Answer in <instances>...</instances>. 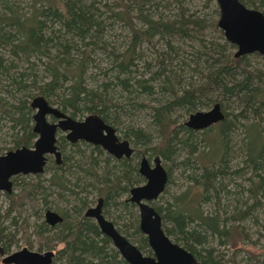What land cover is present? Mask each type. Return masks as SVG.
Listing matches in <instances>:
<instances>
[{
    "label": "trees",
    "instance_id": "obj_1",
    "mask_svg": "<svg viewBox=\"0 0 264 264\" xmlns=\"http://www.w3.org/2000/svg\"><path fill=\"white\" fill-rule=\"evenodd\" d=\"M169 1L181 5L179 14L172 18L155 15ZM240 1L264 13V0ZM118 2L116 10L103 5L110 12L105 17L98 0H33L28 13L15 1L2 0L0 131L6 129L12 138L7 150L33 146L37 134L30 103L36 95L45 96L74 118L99 114L136 147L131 158H113L112 162L99 146L88 151L83 144L72 145L74 150L66 151L63 165L55 166L44 183L39 175L34 182L15 177L19 191L7 195L10 203L4 216L0 214V241L7 246L13 242L11 227L19 224L26 205L38 214L53 203L65 215L64 223L56 227L57 238L64 242L59 252L62 264H128L93 220L82 215L88 194L99 191L105 196L104 207L113 213V222L116 226L121 222L126 230L117 227L119 231L133 239L144 254L152 255L139 227L137 206L127 197L132 187L144 181L136 157L152 151L162 161L182 166L190 183L166 203L155 206L165 232L201 264H220L215 240L223 245L235 240V233L248 237L240 222L254 217L258 220L255 213L264 205V72L251 65L249 55L236 57L234 45L207 41L208 27L219 31L218 18L208 22L189 14L182 5L185 0ZM215 13L219 17L217 3ZM113 18L124 20L131 32L121 49L109 39ZM175 38L196 42V65L191 68L201 75L199 82L192 81L194 75L187 82L184 72L171 67L178 58L183 59L180 67L190 65L183 54L179 55L182 48L175 45ZM159 42L163 47L155 49L157 69H153L152 61L144 59L142 43L156 47ZM99 52L106 58V65L100 68L103 78L91 85L89 68L100 67L95 62ZM141 64L147 66L146 72H139ZM119 92L126 94L130 103L118 101ZM215 103L221 104L225 118L204 130L190 128L175 116L178 109L191 114ZM127 104L150 109L159 137L155 145L153 134L145 128L129 123L124 127L121 114L127 111ZM121 125L123 128H118ZM237 126L244 130L239 152L233 147L232 135ZM57 139L60 145L66 141L64 136ZM202 142L205 146L201 148ZM167 170L170 184L171 169ZM48 190L56 194L55 201L46 198L37 210L35 195L43 191L47 195ZM62 201L70 204L62 206ZM208 204L211 210L206 208ZM3 220H10L11 225H4ZM42 225L37 227L45 233L47 227ZM135 235L139 237L134 239Z\"/></svg>",
    "mask_w": 264,
    "mask_h": 264
},
{
    "label": "water",
    "instance_id": "obj_2",
    "mask_svg": "<svg viewBox=\"0 0 264 264\" xmlns=\"http://www.w3.org/2000/svg\"><path fill=\"white\" fill-rule=\"evenodd\" d=\"M220 16L218 27L227 41L236 47L235 56L258 53L264 56V13L256 8L247 7L240 0H215ZM33 114V130L37 138L32 147L22 146L0 154V190H13L12 177L18 174H42L48 156L54 154L61 163V153L57 146V133L66 132V138L76 143L80 140L101 146L117 158H130L135 148L128 139H122L116 128L106 122L99 114L92 113L83 119H77L43 95H36L30 103ZM49 117L56 119L50 121ZM225 118L220 103H215L208 110H198L189 115L185 125L195 130H204ZM139 173L145 183L130 189L129 201L139 210V227L147 237L152 255L143 251L124 234L117 226L101 214L102 200L97 207L89 209L87 214L97 218L101 231L107 235L113 246L128 264H201L195 255L182 245L173 241L163 228V219L151 204L164 192L169 181L168 170L162 158L155 156L153 163L143 155L139 164ZM47 222L55 224L63 218L56 212L47 210ZM0 246V254L4 255ZM52 252L41 254L23 248L6 255L5 264H52Z\"/></svg>",
    "mask_w": 264,
    "mask_h": 264
},
{
    "label": "rangeland",
    "instance_id": "obj_3",
    "mask_svg": "<svg viewBox=\"0 0 264 264\" xmlns=\"http://www.w3.org/2000/svg\"><path fill=\"white\" fill-rule=\"evenodd\" d=\"M16 3H18V5L21 7V10L25 13L30 12L31 9V4L33 2V0H13ZM89 0H87L88 2ZM99 4L102 7V10L105 12L104 16L107 17L110 15V12H108V10H106V8L103 6L105 3H107L108 5L112 6L113 9H117L116 8V4L118 5V0H98ZM118 2V3H117ZM216 2V1H215ZM216 4V3H215ZM215 4L214 3H208V0H185L184 4H182L186 11L189 14H197L198 16H200L201 18H205L208 19V22L214 19H219V17L216 15L215 13ZM158 10V11H157ZM156 10L157 14L155 13V15L158 16V14H161L165 17H169L172 18L175 16V14H179V11H181V5L176 4L173 1H169L168 6H160L158 9ZM3 11V7H2V0H0V13ZM133 13V12H132ZM220 16V15H219ZM217 19V20H218ZM136 23H138L136 21ZM218 30H215L213 28H209L206 30V35L207 37V41L208 39H214L216 41H220L221 43L224 42H228L229 44H231L229 41L226 40L224 33L222 32V30L218 27ZM108 35H109V39L112 42L113 46L116 49H121L123 46H125V44L128 42V38L131 35V32L129 30V27L127 26V24L125 23L124 20H117L115 18H113V29L108 31ZM178 38L174 39V43L176 46L182 48V50H180V56L183 54V57L185 58V61L187 63H189V66L184 67H180L181 65V61L183 60L182 58L181 61L179 60V58L175 61L172 62L171 67L175 70H177V72H184L186 75V79L188 80L187 82H189L190 77L192 75H194V78L192 81L199 82L201 79V75L198 73H196L191 66H195V52H196V42L195 41H185V42H181L179 40H177ZM198 43V42H197ZM232 45V44H231ZM163 47V43L159 42L156 47H151L150 45L146 44V43H142V51L144 54V59H146L147 61H152L153 65L155 68L153 69H157L156 67V63H157V58H156V53H155V49H160ZM236 47L235 49L233 48V53L236 52ZM186 54V56L184 55ZM249 55V61L251 62V65L253 67H256L257 69H259L262 73L264 72V56L258 53H252V54H247ZM95 62L100 63V67L95 68L94 65L90 66V72L88 73L89 77L87 78L88 83L93 85L97 81H99L100 79L103 78L102 73H101V67H104L106 65V58L104 57V55L99 52L97 54V58L95 60ZM143 63V61H142ZM24 65L22 64V67ZM203 69V68H202ZM201 69V70H202ZM147 71V66H144L143 64L140 65L139 67V72H146ZM44 72L43 70L41 72H39V75H42ZM123 97H121V96ZM125 95L126 94H121L119 92V94L116 96L118 101H122V103H130L129 100L125 99ZM148 101H150L149 99H147ZM146 100V102H147ZM120 101V102H121ZM129 105L126 109L127 111L122 113L121 115V120L125 122V125L132 124L134 126L137 127H143L145 128L147 131H150L153 135H152V139H153V144L155 145L156 142H158L159 137L158 134L155 130V127L152 126V118H151V112L149 108L146 109H140V108H135L130 106L131 104H127ZM212 106L210 107H206V108H202L200 110H208L210 109ZM87 115L85 116H81L78 117V119H82L85 118ZM190 114H186L184 109H178L175 112V116H177V119L181 122H186L189 118ZM49 120L52 121L53 119L51 117H49ZM123 128V126H118V128ZM244 130L242 127L237 126V128H235V130L232 132L233 135V147H235V151H238L239 146L241 145L242 142V138L244 137ZM118 135L120 137L122 136V132L119 130L117 131ZM198 133L200 134V132L198 131ZM61 136H64V132L60 131L58 133V138H61ZM11 137L8 136V132L6 129L0 131V148H1V154L7 151L8 146L11 145ZM134 145V144H133ZM201 148L205 146V143L202 142L201 143ZM5 147V149L3 148ZM133 147H136L135 145ZM142 147V146H141ZM239 152V151H238ZM147 155V157L153 161L154 159V155L152 154V151H148L147 153H145ZM183 155V152L181 153ZM185 156V155H184ZM141 159V153L138 157H136V161L138 162ZM241 157L237 158V160L235 161L237 164L240 162L241 163ZM163 164L165 165V167L170 170V174H171V178H170V184L167 187V191L166 193L162 194L157 200H155L154 202H152L153 206H159L161 204L166 203L169 199H171L172 195H177L179 193H181L190 183L189 181L186 179L185 175H184V171H183V167L179 166L175 163L172 162H165L163 161ZM242 165V164H241ZM49 166L50 163L47 166V169L44 173H42L41 175L38 176V178L42 181V183H44L43 181L45 179H47L49 177ZM37 176H32V175H28L27 177H22V180H27V181H37L38 178H36ZM243 179V178H242ZM238 181H242L240 178H238ZM143 182H141L140 184H143ZM15 191H19V189H17V187H15ZM51 190L47 191V195L49 193V197L45 194V192H41V193H37L36 196V203H39V206L37 207V210L39 209L40 206L43 205V203L45 202L44 199H53L55 198L56 194L54 195H50ZM129 196V194L127 195V197ZM223 202L225 203L226 200H223ZM62 206L64 205V202H59ZM57 206V204H55ZM8 206V201L5 197V195L3 194V192H0V214L4 216L5 212H6V207ZM207 209H212V205L210 207V205H206ZM137 212L139 214V210L138 207L136 208ZM35 209L31 208L30 206L26 205L24 207V211L21 214V217L19 218V227H17V237L19 238V243L12 249V250H16L21 248L22 246H26L27 244L25 243V238H23V230L20 228V225H27L29 231L28 233L30 234L29 236V241L31 243H33L34 245H38L37 244V239L35 234V231L37 229H39L37 227V225H40L41 221L44 220V213L42 212V217H37L36 214L34 213ZM120 211V210H119ZM119 213V212H118ZM256 218H258V220L254 218L248 219V220H244L242 222H240V225H242V229L244 230V232L246 233V235L248 237H244L242 235H240L239 233H235V240H233L232 242H228L226 244L220 245L218 244V242L215 240L214 242V247H216V251L215 254L217 255V260H220V264H261V262L264 263V205H262L259 209H257L256 211ZM4 221V225H11L10 220H3ZM124 223L127 222L126 217L124 218V220H122ZM121 222L118 223L117 227L120 228L123 231H126L124 228H121ZM239 225V224H238ZM20 228V230H19ZM11 229L15 230L14 227H11ZM128 235H130L128 233ZM131 236V235H130ZM138 235H135L133 238L136 239L138 238ZM133 241V239H131ZM236 240H238V242H236ZM135 242V241H134ZM213 244V243H212ZM37 246H34V248H36ZM221 257H218L220 256ZM0 264H3L2 262V257L0 256ZM54 264H62L60 261H56L54 262Z\"/></svg>",
    "mask_w": 264,
    "mask_h": 264
},
{
    "label": "flooded vegetation",
    "instance_id": "obj_4",
    "mask_svg": "<svg viewBox=\"0 0 264 264\" xmlns=\"http://www.w3.org/2000/svg\"><path fill=\"white\" fill-rule=\"evenodd\" d=\"M52 118V117H51ZM53 120L52 121H56V119H54V118H52ZM78 119V118H77ZM83 119V118H82ZM60 132V131H59ZM58 132V133H59ZM58 133H57V138H58ZM64 139L66 140L65 142H63L61 145L57 142V146H58V150L60 151V153H61V159H62V161H61V163H58L57 161H56V156L54 155V154H52V155H49L48 156V161H47V164H46V166H45V171H46V169H47V166H48V164L50 163V166H49V169H48V171H49V177H51V175H52V173H53V170L55 169L54 167L55 166H61V165H63V162H64V156L66 157V155H67V153H66V151L67 150H74V147L72 146V145H77V144H83V145H85V146H87V148H88V151H91L92 149H94V147L95 146H99V145H94V144H92V143H89V142H86V141H83V140H80V141H78V142H76V143H72V142H70L67 138H66V132H64ZM20 147H22V146H20ZM20 147H17V148H20ZM28 147H32V146H28ZM103 151H104V153H103V155L104 154H106V155H109L110 156V158H109V160L110 161H112L113 162V158L114 159H122V158H124V157H122V158H117V157H115V156H113L112 154H110V153H108L106 150H104L101 146H99ZM17 148H14V149H10V150H15V149H17ZM71 148V149H70ZM135 148V147H134ZM91 149V150H90ZM10 150H7L6 152H4V153H2V154H5V153H7L8 151H10ZM134 153H135V151H134ZM133 153V154H134ZM143 155H146L145 153H143L142 155H141V159H142V157H143ZM133 156V155H132ZM131 156V157H132ZM147 156V155H146ZM130 157V158H131ZM126 158V157H125ZM148 158V157H147ZM141 159L139 160V164H140V161H141ZM149 159V158H148ZM149 161L151 162V163H153V161H151L150 159H149ZM164 165V164H163ZM165 166V165H164ZM166 168V167H165ZM167 169V168H166ZM44 171V172H45ZM138 171H139V168H138ZM140 174V173H139ZM28 175H32V176H38V175H41V174H26V175H24V174H18V175H16V176H13L11 179H12V182H13V190L11 191V192H7V191H5V190H0V192H3V194L5 195V197H6V199H7V201H8V206L6 207V210L8 209V207H9V203H10V200H9V197L7 196V195H9V194H12L13 192L14 193H16V191H15V187H16V183H15V177H19V178H24V177H27ZM141 175V174H140ZM142 176V175H141ZM48 177V178H49ZM143 177V176H142ZM144 178V177H143ZM25 180V179H24ZM144 183H145V178H144ZM143 183V184H144ZM169 184V183H168ZM139 185H141V184H139ZM168 186V185H167ZM19 189V188H18ZM165 191V190H164ZM18 192V191H17ZM163 194V193H162ZM161 194V195H162ZM50 195H54L53 193L52 194H50ZM160 195V196H161ZM129 196H130V191H129ZM129 196H128V201H129ZM159 196V197H160ZM49 197V196H48ZM100 200H102V206H101V214L102 215H104V217L107 219V220H109V221H111L112 223H114L113 222V213H111V212H108V210H107V208H105L104 207V205H105V196H102V195H100L99 194V191L98 192H91V193H89L88 194V205L83 209V211H82V215L83 216H85V217H87V218H89V219H91V220H93V222L98 226V228L100 229V227H99V223H98V220H97V218L96 217H94V216H91V215H88L87 214V212H88V210L89 209H93V208H95V207H97L98 206V204L100 203ZM157 200V199H156ZM54 202L55 200L54 199H49V202ZM62 202H64V201H62ZM131 202V201H130ZM152 202H154V201H152ZM152 202H151V204H152ZM70 203H65L64 202V205L63 206H68ZM71 206V205H70ZM155 207V206H154ZM47 210H51V211H53V212H56V213H58L62 218H63V220L62 221H59V222H57V223H55V224H52V223H49V222H47V219H46V212H47ZM42 212L44 213V220H42L41 221V223H40V225H42V223H45V227L42 225V227H43V229L44 228H46L47 227V229H46V231H45V233H40V228L39 229H37L36 231H35V236H36V239H37V244L38 245H34L33 243H31L30 241H29V236H30V234L28 233V231H29V229H28V227H27V225H20V228L23 230V238H25V243L27 244L26 246H22L21 248H19V249H16V250H12L18 243H19V238L17 237V235H16V233H17V227H19V225H16L14 228H15V230H14V240H13V242L10 244V246H7V242H1L0 241V246H2L3 247V249H4V255H1L0 254V256L2 257V262H3V259H4V257L6 256V255H10V254H13V253H15V252H17V251H19V250H21V249H23V248H28L29 250H31V251H33V252H39V253H41V254H44V253H46V252H52L53 253V256H52V264L54 263V262H56V261H60V251L64 248V242H62V241H59V239L57 238V236H56V234H57V230H56V227L57 226H59V225H61L62 223H64V221H65V215H64V211L63 210H60L59 208H58V206H55V204H53V203H49V205L44 209V210H42L41 211V213L40 212H38V214H36V216L37 217H42ZM115 224V223H114ZM116 225V224H115ZM24 227H26L27 229H26V231L23 229ZM20 228H19V230H20ZM6 230H8V228H6ZM100 231H101V229H100ZM102 232V231H101ZM103 233V232H102ZM104 234V233H103ZM105 235V234H104ZM107 236V235H106ZM108 237V236H107ZM109 238V237H108ZM110 239V238H109ZM110 241H111V239H110ZM111 243H112V241H111ZM112 245H113V243H112ZM34 246H37L36 248H34ZM151 249V248H150ZM152 253H153V251H152ZM3 264H5L4 262H3Z\"/></svg>",
    "mask_w": 264,
    "mask_h": 264
},
{
    "label": "bare ground",
    "instance_id": "obj_5",
    "mask_svg": "<svg viewBox=\"0 0 264 264\" xmlns=\"http://www.w3.org/2000/svg\"><path fill=\"white\" fill-rule=\"evenodd\" d=\"M33 99V98H32Z\"/></svg>",
    "mask_w": 264,
    "mask_h": 264
}]
</instances>
